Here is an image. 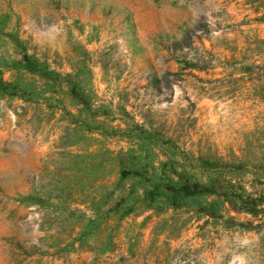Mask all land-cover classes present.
<instances>
[{
  "label": "rangeland",
  "instance_id": "rangeland-1",
  "mask_svg": "<svg viewBox=\"0 0 264 264\" xmlns=\"http://www.w3.org/2000/svg\"><path fill=\"white\" fill-rule=\"evenodd\" d=\"M0 264H264V0H0Z\"/></svg>",
  "mask_w": 264,
  "mask_h": 264
}]
</instances>
